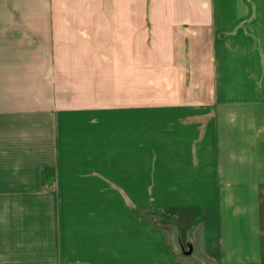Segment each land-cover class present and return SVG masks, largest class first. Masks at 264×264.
Wrapping results in <instances>:
<instances>
[{
    "label": "crops",
    "instance_id": "obj_1",
    "mask_svg": "<svg viewBox=\"0 0 264 264\" xmlns=\"http://www.w3.org/2000/svg\"><path fill=\"white\" fill-rule=\"evenodd\" d=\"M68 109L115 117L62 139ZM142 188L222 264L264 256V0H0V264H181Z\"/></svg>",
    "mask_w": 264,
    "mask_h": 264
},
{
    "label": "rangeland",
    "instance_id": "obj_2",
    "mask_svg": "<svg viewBox=\"0 0 264 264\" xmlns=\"http://www.w3.org/2000/svg\"><path fill=\"white\" fill-rule=\"evenodd\" d=\"M109 10H115V4L110 3L108 6ZM116 39V36H114ZM108 51H104V54L108 56V61L117 56L116 47L118 44L114 39L109 38L107 43ZM62 58V57H61ZM60 58V59H61ZM65 83L60 81L59 84V105L61 110L65 109L66 105H75V106H83L89 105L92 101L86 97L87 93L84 91H70L68 93L67 88L64 87ZM82 88V85L77 84V88ZM106 84L104 85L105 89ZM107 87V86H106ZM99 102V100H95ZM93 102V101H92ZM106 106H116L115 101L107 104H102ZM69 113H61V122L64 124V131L61 132V138L71 139L76 138L78 136H82V134L91 138L93 135L99 134V118H110L115 116L110 115H89L87 113H76L72 112L73 109H68ZM83 119L87 120L86 126H80L82 130L79 131V128H75L77 123L83 124ZM77 120V121H76ZM109 132L114 135L115 133V125H108ZM45 135L48 138V130H45ZM46 138V137H45ZM46 138V139H47ZM56 171L52 168V166H45L42 171V179L43 184L48 185L51 189L53 187V181L55 180L53 176H55ZM112 181V180H108ZM148 196L146 192V188L141 189L140 194V207H139V215L141 217L146 218H154L157 222L161 223L162 227L167 229V234H171L175 241L174 245L176 247L175 254L177 259L181 262V264H222L220 259H217L215 256V252L213 253L212 249L209 252H206V248L201 244L202 235L199 233L197 236V241H193V236L195 230L199 229L198 224L200 223V219H202L201 215H198L200 211H197L195 208H179L177 210H164L156 208H148ZM210 247H212L210 245ZM261 247H263L261 245ZM190 250L192 252L190 253ZM239 264H264V256L262 255L260 258L253 259L248 263H239Z\"/></svg>",
    "mask_w": 264,
    "mask_h": 264
},
{
    "label": "water",
    "instance_id": "obj_3",
    "mask_svg": "<svg viewBox=\"0 0 264 264\" xmlns=\"http://www.w3.org/2000/svg\"><path fill=\"white\" fill-rule=\"evenodd\" d=\"M192 252V250H190V253Z\"/></svg>",
    "mask_w": 264,
    "mask_h": 264
}]
</instances>
